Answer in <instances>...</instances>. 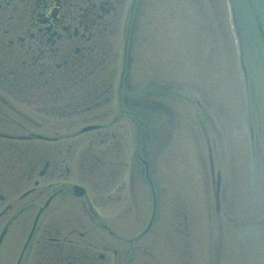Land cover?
I'll use <instances>...</instances> for the list:
<instances>
[{"label": "rangeland", "instance_id": "374dc122", "mask_svg": "<svg viewBox=\"0 0 264 264\" xmlns=\"http://www.w3.org/2000/svg\"><path fill=\"white\" fill-rule=\"evenodd\" d=\"M118 8L116 21L103 32L105 46L93 53L107 54L106 65L87 72L85 80L92 88L113 79L120 85L126 70V105L119 102L122 92L116 87L113 99L107 90L109 100L101 107L86 110L88 103L74 112L69 106L83 93L81 83L74 86V97L54 106L44 104L43 93L12 99L9 88L19 84L14 71L21 68L23 54H3L8 38H0V102L5 104L0 103V117L8 121L0 123V134L58 138L26 143L0 138V195H8L0 201V212L7 203L16 205L12 216L0 221V230L9 219L13 233L25 224L28 228L37 204L45 200L36 204V195L19 200L38 179L36 173L27 185L21 177L20 152L29 159L33 150L50 157L54 150H70L61 167L69 166L71 181L86 186L92 203L97 200L99 208V198L123 183L120 195L130 201L132 188L138 208L133 216L140 219L131 231L117 216L93 220L76 209L75 231L68 235L76 253L88 251L97 260L103 254L100 264H264V0H120ZM137 91L139 97H133ZM134 100L139 101L136 119L125 113ZM89 125L100 128L78 134ZM209 151L215 175L220 174L219 211ZM142 160L156 190V217L149 233L131 247L109 236L103 225L118 234L113 222L126 241L147 227L153 207ZM114 208L102 206L99 213ZM39 261L35 257L28 264Z\"/></svg>", "mask_w": 264, "mask_h": 264}, {"label": "flooded vegetation", "instance_id": "af4514ba", "mask_svg": "<svg viewBox=\"0 0 264 264\" xmlns=\"http://www.w3.org/2000/svg\"><path fill=\"white\" fill-rule=\"evenodd\" d=\"M113 1L114 3L104 0L102 4H97L96 0H0V38H8L6 44L5 41L2 42L7 48L2 52L3 54H23L21 58L19 57L21 68L14 71L19 75L15 79L19 81V84H13V87L9 88L13 96L23 99L27 97L28 92L41 90L44 92L43 96L46 94L47 98L53 100H59L62 95L71 98L75 83L88 81L89 79L85 80L87 72L96 71L91 67L98 62L99 54L93 53L98 46L100 48L105 44L103 40L97 42L95 39L98 32L100 35L103 34L111 26L110 23L116 21L113 15L119 10L120 0ZM105 5L108 6L105 8ZM100 55L99 65L101 66L104 58L103 54ZM26 85L29 87L26 88ZM10 108L14 109L11 106ZM4 122L8 121L0 117V123ZM54 153L52 159H46L44 156L41 159V163L46 159L42 169L47 162L49 163L45 175L40 177L42 181L20 197V201L23 202L36 195L33 196L36 198L34 199L36 204L40 201L39 198L45 197L43 202L38 203L32 223L28 228V224H25V228L13 233L11 232L12 220L9 219L5 222L4 229L0 230V236L4 231L3 243L0 246V264H28L35 257L40 258L39 264H74L76 261L84 264L105 262V256L102 258L98 256L100 260H97L89 256L88 251L76 253V245L68 237L75 231L73 219L77 216L76 209H78V215L83 211V214L88 217L117 216L119 224L131 231L136 230L138 226L136 218L129 217L124 221L125 209L126 216H133L135 202L128 201L126 197L124 199L120 195L123 183L116 186L118 191L116 196H113L115 190L107 197L99 198L101 202L99 208L108 205L116 206L113 213L98 215L93 212L92 204L86 197L74 196L70 184L73 173L68 165L61 167L66 163L71 151L54 150ZM33 172L35 167H28L25 170L27 181L31 180ZM111 181L114 182L113 185L117 184L114 178ZM6 201L7 197L4 199V202ZM76 203L77 206H75ZM94 203L97 205L98 201ZM13 209L14 205L7 203L4 211L0 213L2 216L0 220L12 216ZM27 210L25 205L21 213L25 215ZM21 213L19 216L22 215ZM37 216L39 219L36 223ZM112 226L118 234L106 225H103V228L110 236L123 241L122 234L113 222ZM79 235L84 237L83 233ZM9 240L15 243L8 245ZM20 243H22L21 248H19ZM119 253L116 251L115 255L120 256L121 260Z\"/></svg>", "mask_w": 264, "mask_h": 264}, {"label": "water", "instance_id": "95a60500", "mask_svg": "<svg viewBox=\"0 0 264 264\" xmlns=\"http://www.w3.org/2000/svg\"><path fill=\"white\" fill-rule=\"evenodd\" d=\"M92 128H85L83 131H87V130H90ZM75 190L78 192L79 191V188L78 187H75Z\"/></svg>", "mask_w": 264, "mask_h": 264}]
</instances>
